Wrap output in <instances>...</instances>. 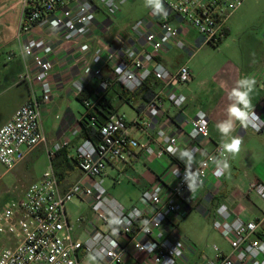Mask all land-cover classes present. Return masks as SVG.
<instances>
[{
  "label": "built area",
  "instance_id": "2783aa9c",
  "mask_svg": "<svg viewBox=\"0 0 264 264\" xmlns=\"http://www.w3.org/2000/svg\"><path fill=\"white\" fill-rule=\"evenodd\" d=\"M129 1L20 0L19 35L27 33L34 25H41L59 31L65 42L73 43L85 34L87 25L99 9H116ZM244 1L164 0L168 10L166 17L153 15L149 9L148 19L132 24V33L141 37L139 49L125 48L104 53L99 47L89 48L85 44L76 47L80 60H85L83 74L98 78L95 102L84 101L83 106L91 109L109 89V81L102 78L103 66L110 67L113 81L130 93L151 79L165 82L170 87L188 83L191 72L186 64L170 73L156 62L155 57L171 42L176 48L185 49L184 41L178 39L184 26L196 32L200 46H217L227 34L229 17ZM151 23L156 25L157 32L148 30ZM49 53L51 49L43 39L26 40L20 49V54L31 60L20 79L35 83L40 94L32 95L0 126V165L7 170L13 169L31 150L45 143L40 106L49 103L54 96L50 83L53 62L48 58ZM166 99L177 109L186 103L185 96L175 91L170 92ZM261 104L264 106V98ZM148 113L155 117L157 106L150 108ZM187 123L189 144L185 149L194 155L191 171L198 173L202 182L208 174L220 180L224 173L217 176V166L211 159L220 156V144L196 160L199 144L208 137L206 114L199 111ZM131 124L138 129H146L143 123ZM247 124L256 133L264 129V120L256 112L249 113ZM128 126L122 115L112 113L100 128L98 143L82 140L74 158L82 177L65 190L61 189L59 178L49 164L38 180L25 187L20 197L9 200L0 208V238L6 239L0 243V264H80L83 257L94 254L98 257V264H129L126 261L129 250L137 254L136 264H183L187 247L185 237L175 228L168 234L162 229L171 217L186 215L180 201L194 192H190L183 180L185 161L168 151L170 146L180 149L177 138L158 130L156 137L160 142L156 149L149 145L140 146L128 135ZM79 133V129H74L70 136ZM67 143V139L56 141L47 151L49 161ZM140 148L146 156L168 157L173 162L162 185H152L141 193L142 201L152 207V212L138 207L125 209L107 195L102 180H95L101 179L107 167L120 163L127 151ZM250 191L264 200V184L252 183ZM74 198L89 199L93 217L106 229H99L91 223L89 235L84 240L76 239L75 224L66 208ZM113 220L120 223L113 224ZM211 225L226 240L230 252L225 254L213 245L214 256L206 258L203 264H264V240L254 238L258 231L257 223L233 216L225 205H219ZM112 231L124 237L126 244H121L111 234Z\"/></svg>",
  "mask_w": 264,
  "mask_h": 264
},
{
  "label": "crops",
  "instance_id": "0c3cea01",
  "mask_svg": "<svg viewBox=\"0 0 264 264\" xmlns=\"http://www.w3.org/2000/svg\"><path fill=\"white\" fill-rule=\"evenodd\" d=\"M7 2L8 0L0 3V126L6 123L32 95L39 96L40 94L35 83L29 84L20 79L31 63L30 59L20 54V49L26 40L31 38L45 40L51 49L48 58L53 62L50 83L54 90V96L49 103L40 106V122L45 135V143L31 150L25 159L13 169L30 158L36 149L42 148L48 151L56 141L62 139H67L68 143L60 152L65 153L69 162L73 163L76 150L83 139L80 133L74 137H71L70 134L74 129L80 130V121L92 111V109H88L89 111L85 109L83 102H95L98 80L92 75L83 74L85 60H80V53L76 47L85 44L89 48L99 47L104 53L125 48L139 49L142 44L141 37L132 33L131 26L137 20L148 19V13L143 18L129 19L127 16L130 10L124 14L126 9H121L123 4L116 9H99L93 20L87 25L85 34L75 42L67 43L64 41L62 33L41 25H34L27 33L19 35L20 0H12V3L8 5ZM147 28L149 31H158L156 25L152 23ZM178 39L184 41L185 49H178L174 42H171L155 57V60L170 73H175L181 65L186 64L191 72V79L188 83L170 87L165 82L151 79L148 81L147 89L152 93V99L146 102L144 98L138 97L127 104L121 102L114 91L115 85L110 74V67L103 66L102 78L109 81V89L104 96L106 101L115 107L116 111L113 113L122 115L129 124L128 135L136 139L140 146L149 145L154 149L160 142L156 137L158 130H164L167 134L177 138L180 149L188 147L187 122L197 112H204L208 121V137L199 144L200 151L196 156L198 161L214 145L221 144L222 137L216 124L227 118L228 93L235 86L236 81L243 76H253L257 81L251 94L249 113H259L264 120V106L261 104L264 98V52L256 58L248 57L244 62L242 60L240 65L230 64L229 70L231 71L224 77L202 76L190 65L196 49L203 46L199 44L200 38L193 29L184 26ZM172 91L185 96L186 103L181 109H177L166 99ZM125 105H130L135 110L134 117L127 118V114L123 110ZM156 106L157 115L152 117L148 111ZM133 122L145 124L146 129L141 130L132 126ZM233 135L242 137L243 144L238 155L228 157L231 165L230 171L224 173L220 180L208 174L192 194L184 196L180 201V206L186 215L184 217L175 215L164 223L162 229L166 234L172 228L179 231L182 220L193 212L201 219V222L209 221L211 223L216 207L225 205L233 216L257 223L258 231L254 238L264 240V200L250 191L252 183L264 184V132L256 133L248 126L242 127L237 122ZM49 164L50 161H48ZM73 167L72 174L65 176L61 181L59 180L62 190L72 184H64V182L74 177L78 172L75 164ZM172 167L173 162L170 158L146 156L140 148L127 151L125 158L120 163L107 168L115 170L119 175L122 173L131 183L132 187L130 191H127L131 197L130 204L123 206L125 209L138 207L152 212V207L142 201L141 193L152 185H162L166 180L168 170ZM116 183L118 184V180L114 181V184ZM82 200L88 204L90 209V200ZM78 220V222L73 221L75 224L74 236L78 240H84L89 235L92 231L91 223L99 229H106L96 221L90 211L87 218ZM179 232L187 241L183 264H203L206 258L214 256V254L211 257L204 256L198 262L196 257L199 251L195 244L196 237L190 235L192 238L190 240L185 231ZM111 234L121 244H126L124 237H120L113 231ZM4 242L6 239L0 238V243ZM221 251L226 254L230 252V249L227 252ZM88 258L89 256L83 257L80 264H96L87 263ZM136 258L138 259L137 254L129 250L126 261L129 264H136L134 261Z\"/></svg>",
  "mask_w": 264,
  "mask_h": 264
},
{
  "label": "rangeland",
  "instance_id": "374dc122",
  "mask_svg": "<svg viewBox=\"0 0 264 264\" xmlns=\"http://www.w3.org/2000/svg\"><path fill=\"white\" fill-rule=\"evenodd\" d=\"M3 2L6 0H0V3ZM11 3L12 0H8L7 5ZM121 9H126L124 14L130 10L127 16L129 19H139L145 17L150 8L144 6V0H131L123 4ZM226 28L227 34L220 44L203 45L196 49L195 55L191 58V67L202 76L224 77L231 71L230 64L240 65L242 60L244 62L248 57L256 58L264 52V0H245L241 7L229 17ZM123 110L128 119L135 116V110L130 105H125ZM48 161L47 151L38 148L30 158L15 169L7 170L0 165V208L9 200L20 197L25 187L37 180L47 169ZM81 177L76 172V175L64 184L74 183ZM95 180H102V186L107 195L122 206L130 204L131 197L127 191H130L132 186L122 173L119 175L115 170L106 168L101 179ZM115 180H118V184H114ZM66 208L73 221L87 218L89 211L91 212L88 204L79 198H74L66 205ZM179 231H185L190 240L192 235L196 237L195 244L199 251L196 257L198 262L204 256H212L213 245L225 252L229 250L226 240L212 228L211 223L201 222L195 212L182 220ZM86 262L98 264L89 258Z\"/></svg>",
  "mask_w": 264,
  "mask_h": 264
},
{
  "label": "clouds",
  "instance_id": "9594fccd",
  "mask_svg": "<svg viewBox=\"0 0 264 264\" xmlns=\"http://www.w3.org/2000/svg\"><path fill=\"white\" fill-rule=\"evenodd\" d=\"M144 6L150 8L153 15L164 16L168 15V10L165 7L164 0H144ZM256 79L253 76L246 75L238 79L235 86L228 93L229 104L226 109L227 118L218 122L216 128L221 134L222 142L220 144L221 154L219 157H212V162L217 166V176L230 171L229 156L235 157L241 151L243 139L239 135H233L237 122L242 127H247L249 119V110L251 108V94L256 86ZM168 151L177 156L178 159L185 161L186 168L183 176L184 182L187 184L190 192L202 184L199 174L191 171L190 165L193 162L194 155L191 150L178 149L175 146H170ZM179 174L177 170L176 175ZM113 224H119V220L111 221ZM92 261H97V255L89 257Z\"/></svg>",
  "mask_w": 264,
  "mask_h": 264
},
{
  "label": "trees",
  "instance_id": "16d2710c",
  "mask_svg": "<svg viewBox=\"0 0 264 264\" xmlns=\"http://www.w3.org/2000/svg\"><path fill=\"white\" fill-rule=\"evenodd\" d=\"M114 85V91L123 103L130 104L138 97H142L146 102H148L153 97L152 93L147 89L148 82L143 83L139 89L132 93L124 90L123 87L118 83L114 82ZM91 109L92 111L89 112L86 115V118H84L79 123L80 136L82 139L89 140L92 143L96 144L100 141L101 138L100 128L104 125L108 116L116 111V109L106 101L105 96H103ZM261 132H264V129ZM50 164L54 173L60 181L63 180L65 176H69L70 174H72L74 172L73 165H76L75 161L73 163L69 162L66 154L61 153L60 151L55 155L53 159H51Z\"/></svg>",
  "mask_w": 264,
  "mask_h": 264
}]
</instances>
